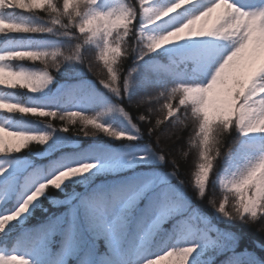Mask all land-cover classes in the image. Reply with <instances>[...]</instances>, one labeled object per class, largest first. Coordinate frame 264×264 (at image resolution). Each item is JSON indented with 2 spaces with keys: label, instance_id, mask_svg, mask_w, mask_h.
<instances>
[{
  "label": "trees",
  "instance_id": "obj_1",
  "mask_svg": "<svg viewBox=\"0 0 264 264\" xmlns=\"http://www.w3.org/2000/svg\"><path fill=\"white\" fill-rule=\"evenodd\" d=\"M103 1H0L3 26L34 39L26 52L18 48L21 38L11 42L12 72L0 87L8 107L5 119L38 135L17 151L0 153V264H55L60 237L47 251L39 239L29 242L26 233L38 235L74 206L83 214L97 194H111L149 172L166 177L184 194L197 223L216 228L213 237L231 234L237 251L264 256L259 247L264 245V199L255 217L241 216L237 197L218 183L226 155L242 141L236 123L206 114L199 100L181 104L193 81L187 64L154 53L142 33L140 8L146 0H127L133 23L126 28H112L101 19L97 37L82 33ZM231 70L232 87L240 96L245 83L236 59ZM217 76L224 78L219 70ZM199 79L202 85L208 82ZM163 131L171 132L172 140H164ZM202 167L209 173L198 184ZM221 206L229 216L218 210ZM119 210L116 205L111 214ZM177 219L145 235L147 225L138 228L129 218L112 248L107 235L89 232L86 224V241L67 264H100L101 257L111 264H132L133 258L149 263ZM15 248L36 250L39 257L27 260ZM227 255L215 248L212 264H222Z\"/></svg>",
  "mask_w": 264,
  "mask_h": 264
},
{
  "label": "rangeland",
  "instance_id": "obj_2",
  "mask_svg": "<svg viewBox=\"0 0 264 264\" xmlns=\"http://www.w3.org/2000/svg\"><path fill=\"white\" fill-rule=\"evenodd\" d=\"M259 7H264V0H149L141 18L143 32L153 41L158 54L190 64L194 76H205L209 80L206 86L194 85L181 104L200 100L205 113L220 115L228 124L236 123L244 140L228 152L218 183L224 191L237 197L240 207L247 205L255 211L264 199V13L253 14L246 10ZM128 16L123 0H106L101 12L95 14L84 31L89 38L97 37L103 29L96 24L97 18L114 19V26L123 27ZM190 20L193 23H189ZM186 24L188 27L183 34L177 32ZM193 32L196 34L192 35ZM172 33L179 38H173ZM3 34L7 36L8 32ZM1 40L0 87L10 74L11 52L10 45L1 44ZM233 56L243 67L245 90L240 98L235 95L229 78ZM219 67L225 72L223 80L213 74ZM7 111L0 92V153L6 149L17 151L29 138L37 136L35 132L27 133L4 121ZM162 138L172 140V133L163 131ZM208 173L209 167H202L197 176L198 184L207 179ZM195 227L194 232L184 229L169 233L149 264H187L190 253L171 249L199 241L203 226L197 223ZM209 235L212 236L210 232ZM214 251L215 247L201 243L190 254L189 264H212Z\"/></svg>",
  "mask_w": 264,
  "mask_h": 264
},
{
  "label": "snow or ice",
  "instance_id": "obj_3",
  "mask_svg": "<svg viewBox=\"0 0 264 264\" xmlns=\"http://www.w3.org/2000/svg\"><path fill=\"white\" fill-rule=\"evenodd\" d=\"M37 7H44V4L38 3ZM238 8L245 10L241 7ZM246 11L253 14L264 13V7ZM189 23H193V21L190 20ZM187 27L186 24L183 28H178L177 32L183 34ZM195 34V32L192 33V35ZM170 35L173 38H179L175 33ZM168 38L165 37L164 39ZM125 166H128L127 162ZM141 199H144L145 202L142 207H139ZM116 205H119V212L111 214V209ZM218 210L225 216L230 215L224 210L223 206ZM239 212L241 216H244L245 213L252 217L256 216V211L254 209L250 210L247 205H241ZM173 217H179L173 225L174 230L183 231L188 229L189 232L196 231L195 225L198 221V215L190 209L189 202L184 194L175 185L168 183L166 177L161 176L159 173L149 172L138 174L129 182L114 189L111 194L103 192L97 194L87 202L83 214L80 206H74L66 216L59 217L49 225L43 226L38 235L33 233H26L25 235L29 242L33 239H39L41 245L47 251H51L50 245L57 242L54 237L59 236L60 249L55 264H67L68 258L76 255L86 241L84 232L86 224L89 232L95 231L97 235H107L109 246L112 248L118 246L122 232L129 223V218H134L138 228H144L147 225L145 235H148ZM199 219L200 222L207 225L206 220ZM210 231H215V229L205 230L204 227H201L199 241L180 249L172 248L171 251H185L192 254L203 243L215 247L221 252L229 253L222 264H264V256L254 251L247 249L237 251L236 239L231 234L221 235L218 233L213 237L209 235ZM259 247L264 249V245ZM190 254L186 258L187 264H189ZM100 264H111V261L107 257H101Z\"/></svg>",
  "mask_w": 264,
  "mask_h": 264
}]
</instances>
